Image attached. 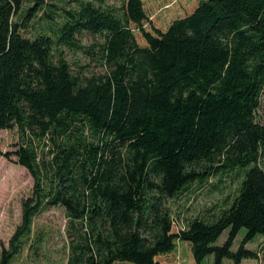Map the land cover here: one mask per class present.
<instances>
[{"label": "trees", "instance_id": "16d2710c", "mask_svg": "<svg viewBox=\"0 0 264 264\" xmlns=\"http://www.w3.org/2000/svg\"><path fill=\"white\" fill-rule=\"evenodd\" d=\"M27 1L0 0V131L19 136L2 154L34 179L0 264L51 207L69 220L65 264H164L180 241L195 264L255 258L245 244L264 237V0H199L167 29L146 27L144 0ZM66 49L88 62L74 70ZM246 167L229 205L175 229L171 199Z\"/></svg>", "mask_w": 264, "mask_h": 264}, {"label": "rangeland", "instance_id": "374dc122", "mask_svg": "<svg viewBox=\"0 0 264 264\" xmlns=\"http://www.w3.org/2000/svg\"><path fill=\"white\" fill-rule=\"evenodd\" d=\"M35 0L27 1L24 7H29ZM97 5H121L123 0H88ZM45 3L57 4L59 8L74 7L75 0H44ZM151 24L161 29H167L169 23L176 17L192 11L199 0H144ZM33 22V21H32ZM83 43L94 41L93 36L84 33L79 35ZM137 36L141 43L144 42L140 32ZM67 59L74 70L80 64L88 62L81 52L65 50ZM99 68H96L98 70ZM258 119L264 123V96L262 106L258 111ZM19 140L17 131L4 129L0 131V260L3 247L10 246V240L22 222L23 200L33 192L34 179L29 171L16 162V156L7 158L2 153L13 151L14 145ZM249 167L243 168V173L237 171L225 174L212 175L205 184L195 182L178 198L171 199L169 205L172 209L177 227L183 228L194 217H211L218 214L230 204L237 193V188ZM243 174V175H242ZM230 229H226L216 241L222 245L228 238ZM247 229L242 227L236 236L233 250L236 251L242 244ZM72 235L69 229V220L62 207H51L39 213L32 224V231L26 237L25 244L18 252L11 264H65L69 257ZM245 247L256 252L255 258H244L241 264H264V237L256 235L247 242ZM158 259L164 264H195L189 242L180 241L175 251L160 255ZM225 264H235L225 258ZM114 264H133L129 262H116ZM202 264H214V255L207 256Z\"/></svg>", "mask_w": 264, "mask_h": 264}]
</instances>
